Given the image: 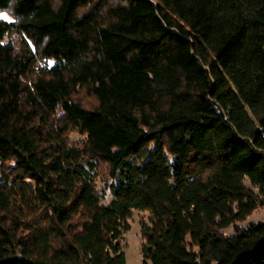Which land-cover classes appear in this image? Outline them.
<instances>
[{
	"label": "trees",
	"instance_id": "16d2710c",
	"mask_svg": "<svg viewBox=\"0 0 264 264\" xmlns=\"http://www.w3.org/2000/svg\"><path fill=\"white\" fill-rule=\"evenodd\" d=\"M0 11V264H264V0Z\"/></svg>",
	"mask_w": 264,
	"mask_h": 264
},
{
	"label": "rangeland",
	"instance_id": "374dc122",
	"mask_svg": "<svg viewBox=\"0 0 264 264\" xmlns=\"http://www.w3.org/2000/svg\"><path fill=\"white\" fill-rule=\"evenodd\" d=\"M5 17H7V21L11 20V15L7 11H0ZM3 19V18H2ZM82 94V93H81ZM79 94V95H81ZM80 97V96H78ZM85 103H90L91 99L86 98L84 100ZM71 137L78 138V135L73 133ZM98 188H101V182L97 183ZM109 196L105 198L104 201H108ZM146 213L139 212L137 210H133L130 219H128L129 229L123 233V241H122V249L125 254V264H143V257L140 249L141 244V235L139 232L140 227V219H144ZM264 220V206L255 209L251 214H249L246 220L242 222H238V225H248L251 222H261ZM233 226H230L224 230L226 234L233 233Z\"/></svg>",
	"mask_w": 264,
	"mask_h": 264
},
{
	"label": "snow or ice",
	"instance_id": "6c2138e0",
	"mask_svg": "<svg viewBox=\"0 0 264 264\" xmlns=\"http://www.w3.org/2000/svg\"><path fill=\"white\" fill-rule=\"evenodd\" d=\"M0 18L7 19L2 13H0Z\"/></svg>",
	"mask_w": 264,
	"mask_h": 264
}]
</instances>
